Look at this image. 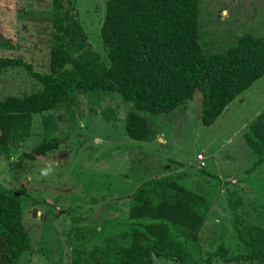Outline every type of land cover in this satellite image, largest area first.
I'll return each mask as SVG.
<instances>
[{
  "label": "rangeland",
  "instance_id": "obj_1",
  "mask_svg": "<svg viewBox=\"0 0 264 264\" xmlns=\"http://www.w3.org/2000/svg\"><path fill=\"white\" fill-rule=\"evenodd\" d=\"M106 1L68 0L89 46L104 61L100 31ZM3 27L19 48L2 41ZM245 33L264 37V0L200 1V42L209 56L225 53ZM51 36V0H0V58L20 59L47 74ZM42 87L25 67L0 73V99ZM78 98L71 107L34 116L28 137L9 155L0 153V189L21 197L33 247L19 264H73L79 251H92L106 236L130 227L129 200L138 186L167 176H178L180 185L202 192L211 205L200 246L195 245L199 260L221 243L233 253L240 250L232 239L231 191L233 201L241 199V222L264 228V164L245 179L254 156L244 138L264 112V77L211 126L201 122L199 92L170 113H142L156 135L150 141L128 137L125 118L131 104L120 95ZM45 142L57 147L33 160L24 156ZM153 264L175 263L155 256ZM214 264L225 263L216 259Z\"/></svg>",
  "mask_w": 264,
  "mask_h": 264
},
{
  "label": "trees",
  "instance_id": "obj_2",
  "mask_svg": "<svg viewBox=\"0 0 264 264\" xmlns=\"http://www.w3.org/2000/svg\"><path fill=\"white\" fill-rule=\"evenodd\" d=\"M201 0H107L100 35L107 54L102 60L88 44L68 0H51L49 73L34 72L20 59L0 58V73L25 67L43 87L32 93L0 99V153L28 137L34 116L68 108L78 95H120L131 104L125 130L135 141L156 138L142 113H170L201 94V122L213 125L224 110L264 77V37L241 35L225 53L209 56L200 42ZM3 27L7 46L18 40ZM2 41L0 43H2ZM254 160L245 171L251 178L264 164V112L244 135ZM57 147L42 143L24 154L44 156ZM176 176L151 179L129 200L131 225L104 238V245L79 251L73 264H153L154 257L175 264H264V228L245 225L237 213L241 199L228 201L234 214L235 250L224 243L198 259L202 232L211 205L205 194L178 183ZM0 189V264H19L33 247L23 221L22 199ZM95 228V227H93ZM96 227L95 230H97ZM96 234V233H95Z\"/></svg>",
  "mask_w": 264,
  "mask_h": 264
},
{
  "label": "crops",
  "instance_id": "obj_3",
  "mask_svg": "<svg viewBox=\"0 0 264 264\" xmlns=\"http://www.w3.org/2000/svg\"><path fill=\"white\" fill-rule=\"evenodd\" d=\"M261 80H262V79H261ZM261 80H259V81H261ZM259 81H258V82H259ZM239 97H240V96H239ZM239 97H238V98H239ZM238 98H237V99H238ZM237 99H236V100H237ZM236 100H235V101H236ZM30 239H31V238H30Z\"/></svg>",
  "mask_w": 264,
  "mask_h": 264
}]
</instances>
